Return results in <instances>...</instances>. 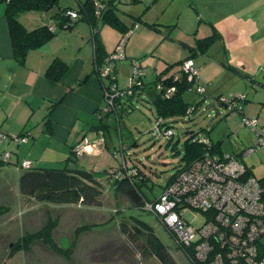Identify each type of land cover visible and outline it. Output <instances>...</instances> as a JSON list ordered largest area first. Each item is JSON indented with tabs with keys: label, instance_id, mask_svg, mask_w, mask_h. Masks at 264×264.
<instances>
[{
	"label": "rangeland",
	"instance_id": "obj_1",
	"mask_svg": "<svg viewBox=\"0 0 264 264\" xmlns=\"http://www.w3.org/2000/svg\"><path fill=\"white\" fill-rule=\"evenodd\" d=\"M145 1H150V6L140 17L149 22L140 19L135 26L134 16L121 11L122 18L131 25L125 45L121 41L125 33L107 23L100 25V38L109 53L107 58L114 55L117 91H127L125 96L116 95L111 107L98 83L94 44L87 23L81 22L68 32L61 30L56 40L43 48L67 57L70 80L84 60L90 65L89 82L80 88L71 106L75 111L82 108L77 118H85L88 123L77 125L85 130V137L80 140L93 145V152L83 159L82 166L95 169L103 185L101 206L56 204L24 196L19 189L18 176L25 169L18 175L13 162L18 158L21 164L31 154L36 166L62 168L67 152L62 154L57 145L44 143L47 124H39V114L30 124L36 136L34 142L30 132L20 134L23 127L17 119L20 114L3 116L0 120V125L6 122L4 132H0L6 136V151L11 154V162L0 169V211L4 210L0 214V264H25L26 260V264H160L156 258L141 256L133 237L122 232V220L131 215L140 216L152 227L179 264H193L156 214L138 207L132 211L128 208L129 201L115 194L114 177L108 173L120 167L124 159L128 165H137L148 177V185L142 190L148 196L147 201H153L162 196L163 186L185 165L184 143L190 131H201L204 135H209V131L213 139L220 141L225 153L237 155L248 173L264 185V145L257 148L258 141L264 140V0L261 3L251 0L250 11L244 9L250 0L210 3L203 0L200 6L193 0ZM144 2L122 4V9L137 12L145 7ZM59 5L78 8L76 0H60ZM59 5L50 11L24 12L20 15L21 21L28 29H33L38 23L49 20ZM205 39L209 43L206 51L190 58L198 70V91L185 94L188 101L202 102L201 105L196 110L193 107L192 117L169 120L175 133L173 137L155 136L156 72L190 55L191 49ZM137 67L140 75L135 74ZM200 87L205 93L200 92ZM216 89L237 105L242 103L244 113L233 105L221 104L212 96ZM87 95L94 101L88 107ZM118 99L122 107L117 104ZM61 104L64 106V102ZM63 106L57 110V117L66 119L67 123L69 115L65 109L66 115L62 116ZM255 118L259 121L261 135L246 123ZM250 148L254 149L248 153ZM205 219L206 215L198 212L194 225H202ZM52 222L55 223L52 225L54 240L63 250L71 247L66 251L71 257L63 250L55 251L42 239L34 242L27 254L25 249H16L25 234L38 232Z\"/></svg>",
	"mask_w": 264,
	"mask_h": 264
},
{
	"label": "trees",
	"instance_id": "obj_2",
	"mask_svg": "<svg viewBox=\"0 0 264 264\" xmlns=\"http://www.w3.org/2000/svg\"><path fill=\"white\" fill-rule=\"evenodd\" d=\"M59 1L60 0H0V3L5 2L6 5V16L9 24L14 57L19 63L23 64L26 62L27 55L31 50L43 47L53 40L61 30H68L76 27L81 22H86L92 27L91 40H93L94 44L95 71L106 95V93L111 90L112 86L111 82L109 83L108 80L111 74L107 77L103 76L101 75L100 69L103 67L109 53L104 48L98 34L100 25L107 23L117 27L121 32L127 35L131 27L122 19L119 13V10H121L120 5L125 1L76 0L78 2V8L72 6L62 7L59 5ZM134 1L140 2L141 0H130V2ZM56 5H59L57 11L50 16L49 20L44 23H39V25L33 29H28L20 19V15L24 12L50 11ZM71 13H75L76 17H73ZM140 19V16H134V20ZM134 25H137V23H134ZM208 44L206 39L203 40V42L191 49L192 53H190V55L180 59L175 64L166 65L164 70L157 76L156 84L157 87L158 84H160V87L157 88L158 93L154 100L157 108L156 119H164L162 124L166 129L165 133L172 131V134L165 136L173 137L175 134L172 122L169 121L170 119L184 118L186 116L192 117L194 111L193 107H195L196 110L202 103H192L186 99L185 94L188 91H196L195 85L197 80L196 78L190 80L188 73L183 70L182 65L184 61L192 58L193 55L205 52L206 45ZM175 67H178V69L173 71ZM68 68L69 65L66 62L56 58L48 68L47 75L55 80H60L63 74L67 72ZM134 85L135 84H133V86ZM171 88H175V90L170 97H168L167 93ZM221 98V95L216 97V99L223 104ZM118 103L120 107H122L120 99H118L117 104ZM53 107L50 108V114ZM191 109L192 111L190 112ZM49 115L46 117V124H49ZM189 133L190 135L184 143V158L186 159V163L163 186L164 189L174 180L175 176H177L182 169H185L194 160L202 157L208 150L225 153L221 147L220 141L215 142L211 139L209 131V135H204L201 131H190ZM75 146L76 145L72 147L71 154L65 159L66 164L64 167H32L20 174L18 183L22 194L36 201L66 205L81 204L91 207L101 206L104 200L103 185L98 181L95 170L77 164V153L74 151ZM9 162H11L10 158L4 159L1 157L0 153V169ZM123 165L126 166L125 169H123ZM109 172L112 177H114L113 184L115 194L122 195L129 201L130 206H128V208L131 209V211L136 207L147 210V202H155L159 197H156L153 201H147L148 196L143 192L142 188L148 185V177L137 165H128L126 159H124L120 167L113 168L111 171H108V173ZM116 173L120 176H114ZM261 184L264 187L262 182ZM3 211L4 210L0 211V214ZM161 222L172 234L180 247L178 237L172 232L171 228L168 227L167 223L164 221ZM53 223L54 222L51 224L48 223L38 232L25 234L19 240L20 242L18 241L19 244L16 249H18V251L20 249L29 250L34 241L42 239L44 243L55 251L62 252L63 249L61 245L57 244V241L53 238L52 225L55 224ZM121 230L130 237H133L136 249L141 256L156 258L160 264H179L160 238L154 233L152 227L141 219L140 216L131 215L128 219H123L121 222ZM70 248L71 247L68 249ZM68 249L63 251L68 252ZM181 249L193 264H204L196 260L191 250L185 248ZM68 257H71V255H68Z\"/></svg>",
	"mask_w": 264,
	"mask_h": 264
},
{
	"label": "built area",
	"instance_id": "obj_3",
	"mask_svg": "<svg viewBox=\"0 0 264 264\" xmlns=\"http://www.w3.org/2000/svg\"><path fill=\"white\" fill-rule=\"evenodd\" d=\"M71 15L76 17L75 13ZM128 36L129 34L125 35L121 40L124 45ZM113 56L107 58L100 69L103 76L111 74L108 79L112 85L111 90L106 93L110 107L114 104L116 95L124 96L127 92L117 91ZM182 68L188 73L190 80L196 78L195 90L198 91L199 77L194 61H184ZM137 69L139 67L135 69V74L140 75V70ZM174 90L175 88L169 89L167 96L170 97ZM204 90L200 87L201 93ZM221 99L223 103L233 105V108H243L242 105L235 106L233 99ZM163 121V118L156 119L153 131L155 136L172 134V131L165 133ZM246 123L259 132L257 118L248 119ZM259 134L261 135L260 132ZM4 141L6 136L0 132V144ZM88 144L89 142L83 143L81 140L74 147V151L77 155L84 154ZM261 144L264 145V140L258 141L257 148ZM252 149L254 148L247 152H252ZM10 156L7 151L1 154L4 159H9ZM33 165L31 160H24L19 168L30 169ZM125 168L123 165V169ZM114 176L120 175L116 173ZM146 208L167 223L178 237L180 247L191 250L199 262L264 264V187L258 178L248 173L237 155L208 150L182 169L163 190L162 196L155 202H147ZM198 212L205 214L206 219L202 225L195 226Z\"/></svg>",
	"mask_w": 264,
	"mask_h": 264
},
{
	"label": "crops",
	"instance_id": "obj_4",
	"mask_svg": "<svg viewBox=\"0 0 264 264\" xmlns=\"http://www.w3.org/2000/svg\"><path fill=\"white\" fill-rule=\"evenodd\" d=\"M124 1L125 2L121 3L120 5V8H121V10H119L120 15H121V11H124V12H128L131 16H141V14L145 10H147V8H149L150 6V1L144 2V0H141L145 3V7L142 10L140 9L141 11L139 10L137 12H132L130 10L128 11L126 9H122V4L132 3L130 2V0H124ZM193 1L196 2L199 6L203 2V0H193ZM214 1L215 0H207V2L209 3L214 2ZM256 2L261 3L262 1L255 0L254 3ZM244 9H247V11H250L251 0L248 2V6ZM244 9H242V11ZM242 11L240 13H242ZM123 20L131 27L129 22H127L125 19ZM142 20L145 22H149L146 19H142ZM46 21L48 20H45V22ZM22 23L24 25L26 24L23 20H22ZM134 23H137V20H135ZM89 27L91 29V34H90V39H91L92 27L90 25ZM71 29L63 30V31L68 32ZM238 35L239 34H236V36ZM98 36L101 41L100 33L98 34ZM55 40H56V37L50 42H53ZM50 42H48L47 44H49ZM47 44H45L41 48L31 50L29 54L27 55L26 62L23 64L19 63L15 59L14 54H13V47H12L11 36L9 32V24H8V19L6 16V5H4L3 3L0 4V120H2L3 116L9 118V117L15 116L16 114H20L21 115L20 118H17L19 122L23 123V127L21 129L22 131L20 134L30 132L31 135L33 136L31 138L32 139L31 141L34 142L36 136H35V133H33V127H30L31 122H33L34 120V116L36 114H39V118H41L39 124H42V123L46 124V117L47 115L50 114V108L54 106L51 114L49 115L50 116L49 124H47L48 126L46 125L44 129L47 135V138L45 139L44 143L49 144V146L57 145L58 150L61 151L62 154H65L67 152V157H68L71 154L72 147L76 145L78 142H80L81 141L80 139L83 140V137H85V134L83 133L85 131L83 129L84 127L77 128V125L80 122H82L85 125L88 124L86 123L85 118L84 119L77 118V114L81 113L82 108L79 109L78 111H75V109L71 106V104L73 102L72 99L76 97V95L80 94L79 93L80 88L85 87L87 83L89 82V78L91 76L90 65L88 66L86 64V61L84 60L83 66L79 68L78 72L74 73L73 78L71 80H70V74H69L70 72L68 73L66 72L65 74H63L60 80H55L47 75V70L50 67L51 63L56 58H59L64 62L66 61L68 62V59L64 54L57 53L55 50H50V51L44 50L43 48ZM102 44L104 46L103 42ZM94 62H95V52H94ZM165 67L166 65L160 71L156 72V79H157L158 74L162 70H164ZM1 68H4V69L1 70ZM86 74H87V77L85 78ZM97 79L99 81L98 83L101 85V81L98 78V75H97ZM87 93H90V91L87 90ZM212 93H214L212 96L218 97L221 95L222 97H224V93L220 89H216ZM8 97H11L12 99L9 100ZM77 97H80V96H77ZM86 99L88 100V102H86L87 107L90 106V104L92 105V103L94 102L91 99L90 95H87ZM61 102H64V106L61 104ZM62 106H63L62 116L66 115L65 109H67V115H69V117L67 118V123H66V119H62L59 116L57 117V110L59 111V109ZM84 107H85V103H84ZM86 113L87 112H85V114ZM5 125H6V122H1V125H0L1 132L3 131L2 129L4 128ZM211 139L215 142L219 141V140L213 139V137H211ZM71 141L73 143H71ZM5 142L6 141L0 144L1 154L8 149L7 147H5ZM36 146L37 145H35L34 147ZM92 152H93V145L89 143L87 145L85 153L76 156L77 164L82 166L83 159L87 158L89 156V153H92ZM17 157H18V154H17ZM25 160H31L34 163L33 167H39L35 165L36 162L32 159L31 154H29L28 157L25 158ZM13 163L15 164L17 171H18V175H19V172L21 170L19 168V164H20L19 159L17 158L16 161H14ZM19 176H18V182H19ZM10 246H12V244ZM28 252L29 251L27 250V252L25 253L27 254ZM26 263H28L27 260H26Z\"/></svg>",
	"mask_w": 264,
	"mask_h": 264
},
{
	"label": "flooded vegetation",
	"instance_id": "obj_5",
	"mask_svg": "<svg viewBox=\"0 0 264 264\" xmlns=\"http://www.w3.org/2000/svg\"><path fill=\"white\" fill-rule=\"evenodd\" d=\"M234 104H235V106H240V105H237L238 103L237 102H235V101H232ZM241 105H242V107L244 106L242 103H241ZM243 109H244V107L242 108V112H243Z\"/></svg>",
	"mask_w": 264,
	"mask_h": 264
}]
</instances>
